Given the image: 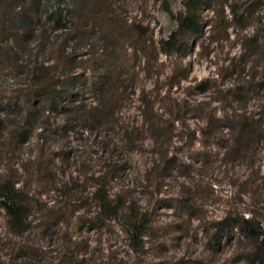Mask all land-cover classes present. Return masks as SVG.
Returning a JSON list of instances; mask_svg holds the SVG:
<instances>
[{
	"label": "rangeland",
	"instance_id": "obj_1",
	"mask_svg": "<svg viewBox=\"0 0 264 264\" xmlns=\"http://www.w3.org/2000/svg\"><path fill=\"white\" fill-rule=\"evenodd\" d=\"M188 1L111 0L119 13L116 19L122 25L120 33L94 23L91 18L79 27L77 18L65 20L58 30L52 24L44 26L55 47L66 42L76 49L74 54L67 49L76 55L68 69L80 75L81 87L87 78L103 80V73L113 63L108 59L111 55L126 63L120 84L127 92L124 102L115 109V116L102 129L88 128L84 133L79 130V134L67 140L59 134L51 136V150L59 155L69 152L70 156L56 161L53 169L56 179L65 187L64 193L56 189L49 192L47 189L54 186L52 180L31 178L33 169L21 170L23 161L40 150L41 140L37 136L10 162L5 151H0V173L14 176L18 187L25 185L32 202L28 215L31 229L18 238L8 232L6 213L0 207V264H68L82 258L87 264H264V0H208L210 6L203 15L212 27L207 26L205 34L194 38L187 50L163 54L158 42L168 39L177 29V19ZM82 2V17L99 6L98 1L94 6L87 0ZM231 6L240 14L255 10L247 26L234 22ZM68 10L75 13L77 8L70 3ZM227 23L230 25L225 31ZM130 24L140 25L153 35L157 50L136 43ZM209 31L213 42L208 39ZM74 35L76 40L72 41ZM148 45L152 43L148 41ZM49 49L36 56L33 48L29 62L38 59L52 63L53 49L51 53ZM206 79V92L193 89ZM21 81L6 76L0 66V88H12ZM143 92L156 101L160 112L171 101L185 115L169 125L174 130L169 157L181 158L187 167L167 177L159 190L140 181L136 186L132 184L158 162L153 144L147 142L145 150H140L121 135L122 130H131L140 122L139 99ZM82 95L78 96L80 101L94 103L93 94ZM212 109H217L221 117L255 114L261 124L255 136V140L263 139L260 145L249 144L239 155H229V127L222 129L223 141L202 144L199 131L204 127L203 118ZM53 119L58 122L61 116L54 115ZM106 158L123 163L111 182V193L129 189L126 199L134 210H139L140 223L147 225L143 231L148 234L144 237H131L123 230L122 226L130 225L132 220L130 211L124 210L114 219L101 217L96 221L90 220L98 211L93 202L85 207L74 202L75 198L91 197L94 190L82 187L78 178L99 171ZM26 167L31 169L33 165L27 163ZM80 188L82 194L77 191ZM186 196L193 198L191 216L167 203L168 199ZM48 215L53 218L49 220ZM226 217L225 225H217ZM233 224L241 225L232 229ZM84 225L90 228L80 230ZM219 226L231 230L218 249H211L209 237ZM70 237L80 244L72 246ZM21 245V252L12 249ZM87 247L89 253L83 255Z\"/></svg>",
	"mask_w": 264,
	"mask_h": 264
},
{
	"label": "trees",
	"instance_id": "obj_2",
	"mask_svg": "<svg viewBox=\"0 0 264 264\" xmlns=\"http://www.w3.org/2000/svg\"><path fill=\"white\" fill-rule=\"evenodd\" d=\"M82 1L0 0L3 18L0 21V66L6 76L13 80L19 78L22 80L12 88H0V137L2 138L0 151H5L7 162H10L27 144H30L34 136H37L41 140L40 150L37 155L23 161L21 170L27 172L33 169L30 177L38 178L39 181L45 179L44 177L49 181L51 179L54 186L47 189L49 192L52 189H56L58 193L65 192V187L56 179L57 174L53 169L56 161L70 157L69 152H62L59 155L51 150V136L59 134L67 140L73 134H79V130L84 133L88 128L102 129L109 119L115 116V109L124 102L123 96L127 92L120 84V75L126 69V63L111 55L108 59L113 60V63L103 73V80L95 82L93 79L87 78L84 79L87 81H84L85 83L81 87L80 75L68 69V66L71 67L76 60V55H73V50L76 49L71 48L66 42L55 47V41H52V37L48 36L47 30L44 29L48 23L52 24L53 29L58 30L63 27L62 24L65 23V20L72 18H77L79 27L80 23L91 18L94 23L120 33L122 25L116 19V15L119 13L111 5V0H87L93 6L98 1L99 6L91 10V13L84 14L83 17ZM70 3L77 8L75 13L68 10ZM209 6L208 0H189L185 3V11L177 19V29L169 35L168 39L158 42L161 45V53L170 54L187 50L194 38L202 37L207 26L212 27L211 23L208 25L203 15ZM231 14L234 22L241 26H247L248 20L255 14V10L246 15V13L240 14L234 6H231ZM221 23L223 21H220L222 29L223 24ZM229 25L230 23H227L224 26L225 31L228 30ZM128 27L134 35L136 43H139L140 46L147 45L149 50H151V46L155 51L157 50L153 35L149 34L142 26L130 24ZM211 34L212 31H209L208 39H212ZM72 38L73 41L76 36L74 35ZM148 41L152 45H148ZM213 41L214 39L211 42ZM33 48L37 51L36 56L46 54L49 48L51 53L53 49L54 61L50 63V60L34 59L30 63ZM68 48L73 54L67 52ZM208 83L207 79L201 80L193 86V89L206 92ZM85 92L93 94L94 103L85 104L80 101L81 99H78V96L82 98V94ZM236 93L239 91L237 90ZM141 95V99H139L142 105L139 115L140 122L131 130L128 128L122 130L121 135L133 145L138 146L140 150H145L147 142L153 144L158 162L151 169L146 170L142 177L140 175L138 181L136 179V183L132 184L136 186L140 181L141 184L144 182L151 185L154 190H159L163 187L167 177L173 176L187 167L181 158L169 157L170 144L174 140V130L170 126L180 121L185 115L182 114L181 107L175 106L173 102L167 100H165L167 102L164 109L160 112L156 108V101L148 99L144 96V92ZM238 98L241 99V97ZM188 106L194 110L196 108L191 107L190 104ZM54 115H60L61 120L55 122ZM203 120L204 127L199 131L202 144H207L210 141H223L222 129L229 127L230 135L227 146L229 155H239L249 144H255L258 147L263 140L262 138L255 140L256 129L261 126L259 118L255 114L245 112L236 114L235 117L229 115L221 117L217 109H212ZM98 148L104 152L103 147L98 146ZM27 163L32 164L33 168L27 169ZM122 167L121 160L115 161L106 158L99 171L82 175V180L78 178L82 183L81 186L92 187L94 190L90 193L91 197L75 198L74 202H79L84 207L93 202L98 211L90 220L97 219L96 221L101 217L114 219L117 214L128 210L132 214L130 216L132 220L130 225L122 226L123 230L131 237L138 235L144 237L148 234L143 231L147 225H143V222L140 223L139 210H134L133 204L126 199L129 189L111 193V182L122 170ZM72 175L73 173L68 178V182ZM64 176L66 175L64 174ZM18 183L19 181L9 173L4 175L0 173V207L6 213V226L14 238L24 236L31 229L28 215L32 202L28 200L29 192H26V186L18 187ZM77 191L82 194L83 189H77ZM187 196L168 199L167 203L180 213L191 216L194 210L193 198ZM80 206L77 205V207ZM47 218L51 220L53 216L48 215ZM227 220V217L223 218L217 222V225H225ZM242 220L244 223L248 222V220ZM233 225L232 229L239 228L241 224ZM89 228L90 225L80 226L82 231ZM178 230L179 227L175 229V232ZM229 230L231 227L219 226L209 237V247L218 249L222 239L228 236ZM69 243L72 246L80 244L73 242L72 237H70ZM12 249L21 252L24 246H13ZM82 252L83 255H87L88 247ZM180 263L182 264V262ZM68 264L87 263L86 259L82 258L76 263L72 259Z\"/></svg>",
	"mask_w": 264,
	"mask_h": 264
}]
</instances>
